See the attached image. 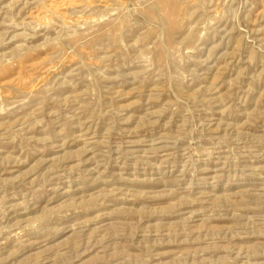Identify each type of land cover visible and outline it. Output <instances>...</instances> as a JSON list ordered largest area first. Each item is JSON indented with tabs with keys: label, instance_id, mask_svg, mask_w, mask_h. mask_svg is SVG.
Instances as JSON below:
<instances>
[{
	"label": "rangeland",
	"instance_id": "rangeland-1",
	"mask_svg": "<svg viewBox=\"0 0 264 264\" xmlns=\"http://www.w3.org/2000/svg\"><path fill=\"white\" fill-rule=\"evenodd\" d=\"M0 264H264V0H0Z\"/></svg>",
	"mask_w": 264,
	"mask_h": 264
}]
</instances>
